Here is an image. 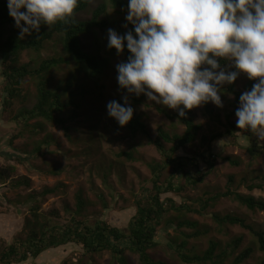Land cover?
Masks as SVG:
<instances>
[{
  "label": "rangeland",
  "instance_id": "rangeland-1",
  "mask_svg": "<svg viewBox=\"0 0 264 264\" xmlns=\"http://www.w3.org/2000/svg\"><path fill=\"white\" fill-rule=\"evenodd\" d=\"M103 1L107 5V27L103 31L94 29L81 38L83 49L89 53L97 52L99 60L104 64V75L100 82L103 87L102 96L89 103V106L83 108L80 116L72 121L68 119L71 116L70 110L64 114L63 117L69 120L66 125L69 127L68 135L54 124L38 119L29 122L32 126L37 124L42 127V131L34 135L29 130L23 131L11 120V117L22 107L30 108L34 102L35 84L30 78H27L22 86V95L28 93L30 97L15 101L10 112L0 115V169L14 167L11 178L4 182L5 184L0 183V250L4 245H10L20 238L24 239L27 235V232L22 230V225L25 219H31L28 208L35 203H23L26 195L40 192L45 187H53L57 184H62L63 189L55 196L42 199L39 212L47 214L55 211L58 214V223H66L69 216L64 212V206H69L73 211L74 195L77 190L81 189L85 198L93 203L85 210L86 219L90 222L101 219L111 226L125 228L134 215L133 203L135 199L146 196L147 192L143 193L142 190L150 189L149 164L162 165L163 163L150 141L156 139L159 129L169 134L181 135L184 132V126L176 118L169 119L158 111L162 110L166 115L173 117L176 110L148 101L143 94L139 97L129 95L128 99L134 109L133 116L140 117L146 126L148 137L140 134L131 137L127 129L128 124L120 127L113 118L108 116L106 108L108 102L116 100L123 104L122 96L127 95L126 90L119 88L116 65L126 62L130 54L123 52L118 56L115 49L110 50L107 47V30L111 28L123 35L126 31L132 30V25L128 24L127 28L123 27L127 24L125 19L127 7L124 9L113 8L108 0ZM122 1L128 3V0ZM98 3L99 1L94 0L87 11L79 14L77 19H89L91 11ZM57 38L55 36L54 40L46 45L43 52L40 53L41 58L63 56ZM35 56L33 53H24L21 57V64L29 63L34 60ZM230 69L229 67L226 70ZM69 70V65H61L58 69L53 70L50 75L51 87L58 86ZM248 80L245 74H241L236 80V89L243 93L245 91L243 86ZM1 83L0 74V87ZM226 86L224 85L223 88ZM1 97L0 94V103ZM92 98L96 97L92 96ZM221 99L222 108H218L210 102V108L213 111L212 118L204 114L203 105L190 110L192 120L201 125V130L192 146H187L176 154L184 158H192L197 154H202L204 149L209 146V151L216 156V160L204 182L196 187H185L184 180L176 172L172 174L170 168L161 174V182L165 183L168 179H172L178 187L184 186L180 192H172L162 197L171 199L177 206L199 210L201 201L228 189L233 193L264 200V154L257 158H251L248 155L247 143H245L243 131L236 127L237 118L235 115L231 122L234 123L236 132L233 140H230L229 135L226 134L225 114L232 111L233 97L221 93ZM87 108L89 111L86 114ZM83 116H89L91 120L85 121ZM14 135H17V138L13 140L12 146H9L8 142ZM212 135L218 137L215 141L208 143ZM46 137L50 138V145L43 147L41 155L35 156L32 152L33 149ZM204 139L206 141H203ZM259 144H263V142H259ZM165 148L168 149L169 145H165ZM122 152L131 153L133 159L129 161L126 158H119L117 155ZM204 154L206 155V153ZM224 157L237 161L239 165L232 166L223 161ZM16 158L20 159V162H17ZM198 162L199 170L205 171L206 165L200 160ZM50 170H57L59 173L55 176L43 172ZM185 170L195 171L189 164L185 166ZM21 177L29 179V187L12 188V181ZM230 177L233 178L232 183L229 182ZM250 186L254 189L250 190ZM97 193L103 194L107 204V208L104 210L96 197ZM167 207L168 205L165 208ZM213 214H232L243 218L257 230H264V213L250 212L234 201L232 197L223 198L202 214L194 211L170 210L164 215L162 225L158 229L157 247L149 251V254L155 261H163L167 264H184L167 248V238L175 237L176 233L172 224H166L169 220H178L183 217L196 221L208 231L205 236L188 240L191 254L203 252L209 241L220 242V249H224L235 239L241 238L242 241L233 257L244 249L251 248L253 252L243 264H259L264 259V253L258 250L255 239L248 231L238 226L217 225L212 220ZM182 231L187 234L192 233L189 229H182ZM125 256L131 264H140L136 255L126 252ZM37 259L36 261L29 259L23 264H116L108 252L86 255L76 245L45 251ZM230 262L229 259L225 264Z\"/></svg>",
  "mask_w": 264,
  "mask_h": 264
},
{
  "label": "trees",
  "instance_id": "trees-1",
  "mask_svg": "<svg viewBox=\"0 0 264 264\" xmlns=\"http://www.w3.org/2000/svg\"><path fill=\"white\" fill-rule=\"evenodd\" d=\"M99 1L97 6L91 11L90 18L87 20H78L77 16L87 11L89 3L87 0H80L78 8L75 11V22L71 24L57 23L51 28L42 25L39 33H33L31 36H25L24 39H18L19 30L14 26V20L9 16L7 9V0H0V63L2 83L0 87L1 103L0 115L10 112L15 101L29 98L30 94L22 95V86L27 78L34 82V102L30 108L22 107L11 120L23 131L29 130L30 133L37 135L42 131L41 126L31 125L29 122L34 120H43L47 123L54 124L61 128L68 135L69 127L67 122L79 117L83 108L89 106L102 96L103 89L100 84L104 75V64L99 60L96 53L85 51L81 45V38L88 35L94 29L103 31L107 27V5L103 0ZM113 8L124 9L128 3L122 0H108ZM25 11V10H22ZM57 38L62 49V57L41 58L46 45ZM113 50V49H110ZM33 53L34 60L27 64H21V57L24 53ZM125 54H130L126 47ZM222 67L224 61H220ZM61 65H69L70 70L66 73L63 80L55 88L50 85V75L53 70L58 69ZM234 70V69H230ZM257 81L248 80L243 89L251 90ZM92 84V85H91ZM222 93L229 94L233 97L231 103L232 111L225 114L226 134L230 140L235 137V125L231 122L235 111L239 106V96L241 91L236 89V81L232 85L223 88ZM92 96L96 98L93 99ZM71 111L69 120L63 116ZM89 108L86 109V114ZM167 118H176L183 126L184 132L179 134H169L162 129L158 130L155 140L150 142L154 145L159 156L163 160L161 164H149L151 173L150 189L142 190L147 192L146 196L136 198L133 207L134 215L129 220L125 228L111 226L101 219L90 222L86 219L85 210L93 203L85 198L83 190L79 189L74 195V210L71 211L69 206H64V212L68 214L66 223H58V214L55 211L49 213L39 212L40 202L48 196H55L61 189L62 184L53 187H45L40 192H32L26 195L23 203L33 204L29 207L31 219H25L22 230L27 232L24 239H17L10 245H4L0 250V264H23L29 259L35 260L42 253L51 249H59L67 245L79 246L86 255H97L108 252L116 264H131L125 256L126 252L136 255L140 264H167L163 261H155L149 254V251L157 247L156 236L158 229L162 225L164 215L170 210L182 212L194 211L202 214L213 207L220 199L232 197L234 201L245 207L250 212L264 213V200L255 199L253 196H246L233 193L229 189L225 192L216 193L214 196L200 202L199 210L177 206L169 198H162L163 195L172 192H180L183 187H196L204 182L210 170L214 167L216 156L209 151V146L204 149L202 154L195 157L177 156V152L192 146L201 130V125L194 123L191 118L190 110H186V117L181 118L176 111L174 116H168L162 110H158ZM204 114L209 118L213 117V111L210 108V102L203 105ZM10 114V113H9ZM85 121H90L91 117L83 116ZM127 129L131 137L140 134L148 137L145 124L140 117L133 116L128 123ZM246 151L251 158H257L264 154V142L259 144L257 138L250 132L242 130ZM217 135H212L208 143L217 139ZM17 138L14 135L8 142L12 146L13 140ZM203 141H206L204 139ZM51 143L49 137L44 138L38 146L33 149L35 156L41 155L43 147H48ZM165 145H169L166 149ZM24 153V152H21ZM206 153V155L204 154ZM119 158L133 159L131 153H119ZM20 162V159H15ZM203 162L207 168L205 171L199 170V161ZM223 161L232 166H238L239 163L228 157ZM191 165L195 171L188 172L185 166ZM170 168L172 174L176 172L184 180V186L178 187L174 180L168 179L165 183L161 182V174L164 170ZM51 175H58L57 170L43 171ZM14 173V167L9 166L0 169V183L8 181ZM233 182V178H229ZM29 179L25 177L12 181L11 187L18 189L21 187L28 188ZM260 188V187H259ZM250 190L254 187L250 186ZM96 197L101 204L102 209L107 208L103 194L97 193ZM168 205L167 208H165ZM82 218V219H81ZM212 220L217 225L238 226L248 231L256 241L258 250L264 253V230H257L253 225L247 223L243 218L232 214L212 215ZM172 221V222H171ZM167 225L172 224L176 236L167 238V248L170 253L184 264H225L229 259V264H243L251 256V248L244 249L240 253H234L239 247L242 239L237 238L229 243L226 248L220 249L218 241H209L207 248L198 254H191L188 248V240L205 236L208 231L201 227L196 221L180 217L178 220H169ZM182 229H189L192 233H185ZM264 264V259L259 263Z\"/></svg>",
  "mask_w": 264,
  "mask_h": 264
},
{
  "label": "clouds",
  "instance_id": "clouds-1",
  "mask_svg": "<svg viewBox=\"0 0 264 264\" xmlns=\"http://www.w3.org/2000/svg\"><path fill=\"white\" fill-rule=\"evenodd\" d=\"M79 3L7 0V9L22 40L42 25L74 23ZM125 19L132 30H107V47L130 53L116 65L123 104L106 105L120 127L133 118L129 95L143 94L184 118L209 102L222 108L223 86L245 74L257 82L239 96L236 127L264 142V0H128Z\"/></svg>",
  "mask_w": 264,
  "mask_h": 264
},
{
  "label": "crops",
  "instance_id": "crops-1",
  "mask_svg": "<svg viewBox=\"0 0 264 264\" xmlns=\"http://www.w3.org/2000/svg\"><path fill=\"white\" fill-rule=\"evenodd\" d=\"M36 260H38V259H35L34 261H36ZM48 263V262H47Z\"/></svg>",
  "mask_w": 264,
  "mask_h": 264
}]
</instances>
